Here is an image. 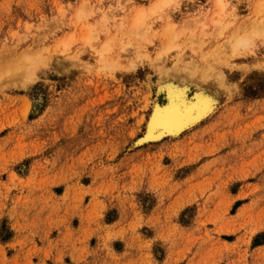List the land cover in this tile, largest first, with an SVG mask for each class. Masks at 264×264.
<instances>
[{
	"label": "rangeland",
	"instance_id": "1",
	"mask_svg": "<svg viewBox=\"0 0 264 264\" xmlns=\"http://www.w3.org/2000/svg\"><path fill=\"white\" fill-rule=\"evenodd\" d=\"M158 1L0 0V264H264V0Z\"/></svg>",
	"mask_w": 264,
	"mask_h": 264
},
{
	"label": "bare ground",
	"instance_id": "2",
	"mask_svg": "<svg viewBox=\"0 0 264 264\" xmlns=\"http://www.w3.org/2000/svg\"><path fill=\"white\" fill-rule=\"evenodd\" d=\"M159 3L157 4V6L153 9V12L157 11V10H161V9H165L166 6L170 7V5L172 4V0H160L158 1ZM171 3V4H170ZM217 5L219 7V12L222 11V0H217ZM172 6V5H171ZM215 6V5H214ZM226 7V6H225ZM165 11V10H164ZM162 12V11H161ZM160 12V13H161ZM214 12V11H213ZM159 13V14H160ZM225 12L223 11V14ZM158 15V12H157ZM162 15V14H161ZM210 15V14H209ZM154 16V15H153ZM211 16V15H210ZM212 17V16H211ZM161 18V17H160ZM159 18V19H160ZM163 18V17H162ZM214 18V16H213ZM216 18V17H215ZM157 19V20H159ZM161 20V19H160ZM223 20V19H222ZM133 21V20H132ZM206 21H208V19H206ZM210 21V19H209ZM220 21V20H219ZM255 21V20H254ZM143 22V15L139 14L135 20L133 21L135 28L139 27V25ZM221 24L223 21H220ZM146 23V22H145ZM168 23V22H167ZM216 23V22H214ZM148 24V23H147ZM171 24V23H169ZM210 24V23H209ZM217 24V23H216ZM201 25V24H200ZM214 25V24H212ZM175 26V25H174ZM173 26V29H174ZM219 26V24H218ZM203 27V26H202ZM215 27H217L215 25ZM94 28V27H93ZM105 28V27H104ZM142 28V27H141ZM214 28V27H213ZM218 28V27H217ZM263 28V27H262ZM264 29V28H263ZM137 30V29H135ZM147 30V29H145ZM91 31V30H90ZM168 31V30H167ZM174 31V30H173ZM145 32V31H144ZM156 33V32H155ZM218 33V32H217ZM261 33V31H260ZM141 34V33H140ZM185 34V33H184ZM212 34V33H211ZM215 34V33H214ZM87 35V40L88 38V34ZM85 35V36H86ZM201 35V34H200ZM186 36V35H185ZM239 36V35H237ZM141 37V36H139ZM192 37V36H191ZM85 38V40H86ZM170 38V37H169ZM173 38V37H172ZM232 38V36H231ZM237 38V37H236ZM241 38V37H239ZM235 41V43L233 44V48L234 50L237 49L240 46H244L247 44V39H239ZM174 39V38H173ZM171 41V39H169L168 41V45L169 47H171L172 45L169 44V42L173 43L174 41ZM108 40V39H107ZM175 40V39H174ZM111 41V40H110ZM110 41L107 42L108 44H110ZM230 42V41H229ZM234 42V41H231ZM225 45V44H224ZM165 46V45H164ZM163 46V47H164ZM66 47V46H65ZM167 47V46H166ZM168 47V48H169ZM173 47V46H172ZM175 47H177L175 45ZM174 47V48H175ZM68 48V47H67ZM110 48V47H109ZM165 48V47H164ZM173 49V48H172ZM177 49V48H175ZM226 49V48H225ZM109 51V49L107 48L106 51ZM163 50V49H161ZM104 52V51H103ZM158 52V51H157ZM106 53V52H104ZM141 53V52H139ZM159 53V52H158ZM157 53V54H158ZM167 53V52H166ZM178 53V52H177ZM176 53V54H177ZM225 53V52H224ZM144 54V53H143ZM146 54V53H145ZM168 54V53H167ZM172 55V54H171ZM214 55H217L214 54ZM229 56V55H228ZM157 57V56H156ZM161 57V56H160ZM139 58V57H138ZM229 58V57H228ZM149 59V58H148ZM199 73V72H198ZM179 75V74H178ZM176 75V76H178ZM184 75V74H182ZM171 76V75H170ZM183 77V76H182ZM182 77H180L182 79ZM205 77V76H204ZM195 78V77H193ZM172 79V78H171ZM184 79V78H183ZM201 78H197V80H200ZM168 84L170 83L169 81V75H168ZM186 80V79H185ZM163 81V78H162ZM165 81V80H164ZM180 81V80H179ZM163 83V82H162ZM184 84V81H183ZM188 84V83H187ZM192 84V83H191ZM194 84V83H193ZM199 86V85H198ZM201 86V85H200ZM181 88V86L179 87V89ZM197 88V87H196ZM200 88V87H199ZM163 89V88H162ZM160 90V91H165L166 93V103L163 105H154V113L152 118L150 119L149 123H148V127H147V132L145 134V136L142 138V142H153V141H159L162 140L164 138H172V137H177L179 136L183 131L191 128L193 125H195L196 123H198L200 120H202L204 118L205 115H207L210 110L211 107L214 108L213 106L210 107L208 102H205L203 100H199L197 98H188L187 97V91H188V86L185 85V88L183 89L182 94H176L173 93L171 90L167 89V90ZM201 89V88H200ZM199 89V90H200ZM198 90V91H199ZM189 92V91H188ZM197 92V91H196ZM207 93V92H206ZM189 94V93H188ZM209 94V93H208ZM156 95V94H155ZM212 95V94H211ZM210 95V96H211ZM214 96V95H212ZM163 97V96H162ZM191 97V96H190ZM208 97V96H207ZM215 97V96H214ZM159 98V97H158ZM213 98V97H212ZM159 100V99H158ZM210 100V99H209ZM213 100V99H211ZM217 101V100H215ZM164 102V101H163ZM212 102V101H211ZM216 103V102H215ZM213 105V103H212ZM137 142V141H136ZM141 143V141H139Z\"/></svg>",
	"mask_w": 264,
	"mask_h": 264
}]
</instances>
